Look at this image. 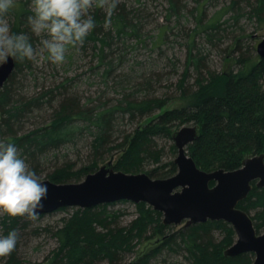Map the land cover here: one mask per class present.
Returning a JSON list of instances; mask_svg holds the SVG:
<instances>
[{
  "label": "trees",
  "instance_id": "trees-1",
  "mask_svg": "<svg viewBox=\"0 0 264 264\" xmlns=\"http://www.w3.org/2000/svg\"><path fill=\"white\" fill-rule=\"evenodd\" d=\"M166 1L170 18L175 17L179 23L186 16L185 0ZM195 1L200 14L194 34L186 44L187 68L179 83L181 96L190 99L186 106L159 115L158 112L172 99L153 96V77H142L143 80L135 86L137 96L124 90L121 98L114 99L115 105L111 107H107L106 102L95 105H92V100L84 102L82 97L66 85L69 79L57 87L41 88L34 95L26 97L22 95L21 82L32 72L34 58L15 60L12 75L0 89V142L15 144L30 170L39 176L42 167L51 161L50 154L72 143L86 129L91 138L88 147L93 163L79 171H73L70 163L55 169L48 175V179L57 184L83 181L87 175L96 172L99 161H103L110 153L124 152L127 161L120 163L118 168L127 173H139L140 167L147 161L159 164L161 154L156 138L174 134V124L182 126L194 123L200 127L199 138L187 150L203 171H234L242 167L246 158L264 154V58L250 57L249 51L243 50L246 44L242 45L238 41V69L219 74L212 71L208 65L209 54L205 52L216 46V42L222 41L225 36L223 32L226 31L221 28L225 24L221 23L220 15L208 19L204 5L210 0ZM18 3L19 7L10 15L14 18L10 30L28 33L38 53L40 37L32 35L27 27V16L31 15L30 0H18ZM248 8L251 10L247 13ZM230 9L237 12L238 16L250 15V18L264 21V0H231ZM89 14L95 18L96 27L87 35L83 45L77 46V50L84 53L88 42L92 41L93 57L99 58L105 68L103 78L108 80L115 65L126 61L122 55L117 56L115 53L119 42L123 44L142 35L143 17L135 11L128 12L126 5L120 3L110 17L106 9L93 8ZM198 34L202 35L199 44L196 43ZM165 35L166 30H163L161 38ZM192 75L196 81L189 85L187 80ZM43 111L49 112V119L28 132H22L27 122L36 113ZM126 117L131 121L138 120L139 129L133 135L126 136L121 143L112 146L116 126ZM174 150L176 152L175 147ZM161 170L159 167L150 171V177L168 178L177 172V166L172 162L168 173ZM253 186L252 192L240 203L239 208L250 215L251 211H255L252 218L258 233H261L264 229V188H258L255 182ZM140 204L142 209L148 207L146 203ZM113 205L116 203L88 209L76 208L74 215L56 233L60 248L53 264H98L104 260L110 264H124L125 255L138 244H134L136 239L150 240L145 236L149 231L162 237L163 246L169 251L178 252L177 246L184 245L191 264H253L251 253L235 258L226 257L222 251L232 245V240L215 242L213 235L209 234L211 228H223L233 235L234 230L228 223L209 221L167 234L166 231L171 227L163 224V214L148 207V212H144L129 227H121L117 223L121 214L108 210ZM29 219L26 216L8 217L3 221L5 235L11 229L18 232L16 248L2 259L4 264H20L18 250ZM153 248L155 246L136 261L127 264H160L153 260L161 250Z\"/></svg>",
  "mask_w": 264,
  "mask_h": 264
},
{
  "label": "rangeland",
  "instance_id": "rangeland-1",
  "mask_svg": "<svg viewBox=\"0 0 264 264\" xmlns=\"http://www.w3.org/2000/svg\"><path fill=\"white\" fill-rule=\"evenodd\" d=\"M118 3L126 5L128 12L135 11V13L143 17L142 35L135 39H129L123 44L119 42V48H117L115 53L117 56L122 55L126 61L122 64L115 65L113 73L107 78L108 80L103 78L102 74L105 68L100 64L99 58L93 57L92 41H90L84 53L78 52L77 50V46L81 47L83 44L71 47L66 52L64 62L60 64L52 63L44 59L43 57L46 53H41L39 50L34 57L32 72L21 82L22 95L30 97L41 88H54L69 79L66 85L82 97L84 102L92 100V105L106 102L107 107H111L115 105L114 99L121 98L124 90H127L129 93H135V96H137L135 86L139 81L143 80L142 77H153L156 81H154V89L152 92L155 93L153 96L169 97L172 99L164 109L158 112L159 115L186 106L190 99L181 96L182 92L179 89V83L187 68L186 60L188 49L186 44L194 34L193 31L196 29L198 15L200 14L197 12L198 3L195 0H185L186 16L179 23L175 17L170 18L169 4L166 0H118ZM230 5L231 0H210L204 5L208 19L220 15L221 23L223 25L225 24L221 28L222 31H226L223 32L225 36L222 41L216 42V46L210 47L205 52L209 54L208 65L210 69L216 71L218 74L238 69L236 64L237 57L239 56L238 52L236 53V43L238 41L242 42V45L246 44L247 47L244 46L243 50L246 52L249 51L250 57L257 58L260 57L257 50L258 44L264 39V21L250 18V15L238 16L237 12L230 9ZM250 10L248 8L246 12L248 13ZM246 12L244 11V13ZM13 19L9 16L8 23L10 24ZM163 30H166V35L164 38H161ZM187 34H189L188 39ZM139 39L140 41L138 42ZM201 40L202 35L198 34L196 43L199 44ZM126 81L129 82L125 83ZM187 81L189 85L194 84L196 81L195 76H190ZM48 117L49 112L43 111L36 113L35 117L24 126L22 132H28L44 124L49 119ZM139 125L138 120L131 121L128 117L121 120L116 126V134L112 139L113 143L111 145L119 144L126 136L133 135L135 130L139 129ZM174 125V127L172 126V130L175 133L183 127H191L195 124ZM172 136L173 133L171 136L156 138L158 151L161 154V162L159 164L152 160L147 161L140 167L139 173L129 172L128 174L145 173L149 175L150 171L159 167L162 169L161 171L168 173V170L171 168V163L178 156V151ZM90 139V134L85 129L72 143L59 149L57 153L50 154L52 157L51 161L40 170L41 173L38 176L40 181L49 180L48 175L50 173L67 163L73 165V171H79L91 165L93 163V157L88 147ZM174 147L176 148V152ZM126 161L127 158L124 156V152L110 153L107 154L103 161H99L96 171L105 164L111 163L117 171L127 173L124 169L118 168L120 163L122 164ZM140 205L132 202H119L116 205L109 206L108 210L110 212H119L121 217L117 222L118 225L121 227H129L144 212H148V207H151L148 205V207L142 209ZM76 208L69 207L64 210L61 209L51 214L36 217L35 219L30 217L26 222L27 230L23 234L18 250L20 264H53L60 248L56 233L65 225L66 220L74 215ZM254 215L255 211L253 210L250 216L253 217ZM8 217L6 214H0V235H5L3 221ZM169 227L171 228L166 233L172 234L183 230L185 223L180 226ZM211 229L209 234L213 235L215 242L220 241L223 243L227 239H230L232 240L231 246L237 242L238 237L235 231L232 235L223 228ZM262 232H264V229ZM151 233L149 231L145 235L146 238H150L148 241H138V239L134 241V244H138L132 252L125 255L123 259L124 264L136 261L144 252H147L154 246V250H161V253L159 252V255L154 258V263L191 264V261L187 259L188 253L184 249V245L181 247L177 246L178 252L169 251L163 246L164 239L156 235L155 232ZM231 246L225 247L222 253L225 254V251ZM153 249L151 252H153ZM252 255L251 261L254 264L255 255ZM2 259L4 258H0V264H4ZM98 264L110 263L104 260Z\"/></svg>",
  "mask_w": 264,
  "mask_h": 264
},
{
  "label": "water",
  "instance_id": "water-1",
  "mask_svg": "<svg viewBox=\"0 0 264 264\" xmlns=\"http://www.w3.org/2000/svg\"><path fill=\"white\" fill-rule=\"evenodd\" d=\"M257 50L264 58V39ZM14 69L15 60L11 57L0 65V89ZM199 133L200 127L194 125L173 134L178 151L174 163L178 172L167 179H153L145 173L116 171L108 163L79 183L42 181L47 184L48 192L42 201L43 207L37 209V217L67 207L88 209L122 201L146 203L163 214L165 226L185 223V227H190L209 221L228 223L238 239L225 251V256L235 258L252 253L255 255L254 264H264V232L258 233L250 214L239 208L252 192L254 182L257 181L258 188H264V154L246 158L242 167L234 171L219 169L206 172L198 168L187 150L199 138Z\"/></svg>",
  "mask_w": 264,
  "mask_h": 264
},
{
  "label": "clouds",
  "instance_id": "clouds-1",
  "mask_svg": "<svg viewBox=\"0 0 264 264\" xmlns=\"http://www.w3.org/2000/svg\"><path fill=\"white\" fill-rule=\"evenodd\" d=\"M118 0H30L31 15L27 27L32 35L40 37L38 47L43 57L60 64L66 52L82 44L96 27L95 18L89 14L92 8L106 9L110 17ZM19 7L18 0H0V64L13 60H31L37 55L30 36L26 32H12L8 17ZM107 22V21H106ZM48 192L37 174L30 170L13 143L0 142V214L9 217L35 219L38 208ZM18 232L11 229L0 235V258L8 257L16 248Z\"/></svg>",
  "mask_w": 264,
  "mask_h": 264
},
{
  "label": "bare ground",
  "instance_id": "bare-ground-1",
  "mask_svg": "<svg viewBox=\"0 0 264 264\" xmlns=\"http://www.w3.org/2000/svg\"><path fill=\"white\" fill-rule=\"evenodd\" d=\"M260 55V54H259ZM261 57V56H260ZM262 58V57H261ZM255 184H257V181L255 182ZM257 186V185H256Z\"/></svg>",
  "mask_w": 264,
  "mask_h": 264
}]
</instances>
